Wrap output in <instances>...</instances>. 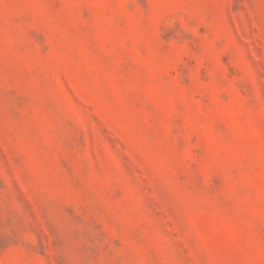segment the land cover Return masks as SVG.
<instances>
[{
  "label": "rangeland",
  "instance_id": "obj_1",
  "mask_svg": "<svg viewBox=\"0 0 264 264\" xmlns=\"http://www.w3.org/2000/svg\"><path fill=\"white\" fill-rule=\"evenodd\" d=\"M0 264H264V0H0Z\"/></svg>",
  "mask_w": 264,
  "mask_h": 264
}]
</instances>
